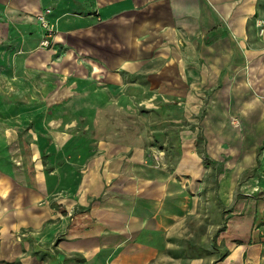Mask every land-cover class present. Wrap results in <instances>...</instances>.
<instances>
[{
    "label": "crops",
    "instance_id": "crops-1",
    "mask_svg": "<svg viewBox=\"0 0 264 264\" xmlns=\"http://www.w3.org/2000/svg\"><path fill=\"white\" fill-rule=\"evenodd\" d=\"M151 90L207 96L213 193L196 140H178L169 166L146 133L131 137L133 110L170 108L148 107ZM0 95L27 96L12 110L91 111L96 128L69 135L61 116L30 132L26 162L6 154L0 264H264V0H0Z\"/></svg>",
    "mask_w": 264,
    "mask_h": 264
},
{
    "label": "rangeland",
    "instance_id": "rangeland-1",
    "mask_svg": "<svg viewBox=\"0 0 264 264\" xmlns=\"http://www.w3.org/2000/svg\"><path fill=\"white\" fill-rule=\"evenodd\" d=\"M152 79L148 82V88H150V83L153 80L155 81V79ZM137 81L141 82L142 85L146 83V80L142 79L139 81V78H137ZM42 97L43 96L39 95L40 101L43 102ZM53 97L54 96H51V99H53ZM163 98L166 99H162L161 96L157 97L151 90L149 91L148 96H146L145 98V103L148 104V107L151 106V103L152 106L155 102L163 103L170 107L169 109L166 108V110H161L143 107L141 110L136 109L131 112L130 121L137 125V127L133 126V128L131 129V137L134 138L135 135L141 136V133H146V140H149V142L147 143L149 149L153 150V153L164 151V160L169 166H172L178 160V140H180V142L188 141L189 139L196 140L195 143L197 145L199 156L203 159L204 163H208L209 167L211 168L210 178L212 183L214 184V190L212 191L213 193L217 190V184L215 185V183H217L220 168L217 169V165L211 163V160L205 157V140L201 131V121L203 120L206 113L204 105L207 102V96H188L187 94H180V96L173 95V97H171V95H164ZM136 99H139V97L136 96ZM23 102H27V96L18 95L14 98H11V96L8 95H0V163L7 162L6 154L10 155V151L13 152L11 154L15 155L14 157L10 155L13 165H20L17 160V158H19L20 156V151L25 153L26 162V153H31V135L34 134L36 137H41L48 134V123L54 122V120L58 121L61 116H63L61 118L66 122V125L57 127V129L63 130L69 135L72 134L73 136H81V138L83 136L85 138L84 140H87V137L90 138L89 136L95 134L96 128L90 125L91 121L89 122V118H92L94 114L91 111L87 112V115L82 118L81 116H77L76 114L79 112H76L74 110L59 111V109L50 108V110L47 109L45 111H41L36 108L35 111H23L19 109L12 110L10 108L13 107L11 106L12 104L14 106L16 105V107L18 108L19 106L24 105ZM66 102L67 101H60L59 103L63 106L66 104ZM4 103H8V106ZM171 106H176V108L171 109ZM31 113H33L34 115H32ZM119 117L123 118V116ZM126 118H128L127 115ZM21 119L24 121V126H20L18 128L12 126L13 120H16L14 122L19 123V120ZM28 119H30L29 123ZM39 123L45 125H35ZM139 131L140 133H137ZM12 135L16 136L17 140L15 139V141L9 142ZM2 139H6L7 141ZM136 140L138 141V139ZM134 142L137 143L136 141ZM84 144L85 146H89V148H91V142H85ZM230 145L232 147L233 143L228 144V146ZM74 146V144H69V147ZM153 158H155V156ZM151 161L153 162V164L156 162L159 163L157 159H153ZM223 167L225 168V164H223ZM252 177V171H245L240 177L239 186L241 187L242 184L248 183L249 185L250 183H252ZM240 187L238 189V192L241 191ZM197 230L200 231V233H203V230L199 228L198 224Z\"/></svg>",
    "mask_w": 264,
    "mask_h": 264
},
{
    "label": "built area",
    "instance_id": "built-area-1",
    "mask_svg": "<svg viewBox=\"0 0 264 264\" xmlns=\"http://www.w3.org/2000/svg\"><path fill=\"white\" fill-rule=\"evenodd\" d=\"M49 13H50V10L48 9L45 11V13L40 14L38 16L39 22L42 24L43 27L46 28V35L44 36V39L41 42V46L44 48H50L51 38H52V35L55 31V25L50 23L46 18V15Z\"/></svg>",
    "mask_w": 264,
    "mask_h": 264
},
{
    "label": "bare ground",
    "instance_id": "bare-ground-1",
    "mask_svg": "<svg viewBox=\"0 0 264 264\" xmlns=\"http://www.w3.org/2000/svg\"><path fill=\"white\" fill-rule=\"evenodd\" d=\"M62 3H63V2H62ZM50 13H51V12H50ZM229 79H230V78H229ZM228 81H229V80H228ZM229 89H230V88H229ZM237 102H238V101H236V103H237ZM234 105H235V104H234ZM233 109H234V108H233ZM235 109H236V108H235ZM230 111H231V110H230ZM224 125H225V124H224ZM234 126H235V125H234ZM223 127H224V126H223ZM246 127H247V126H246ZM213 128H214V127H213ZM215 129H216V128H215ZM209 130H210V129H209ZM217 130H218V128H217ZM226 131H227V130H226ZM228 131H229V130H228ZM228 131H227V132H228ZM219 132H220V131H219ZM219 132H218V133H219ZM222 132H223V130H222ZM231 132H232V131H231ZM212 133H213V132H212ZM236 133H237V132H236ZM241 133H242V132H241ZM224 134H225V133H224ZM228 134H229V133H228ZM209 135L213 136V135L210 134V133H209ZM219 135H220V134H219ZM214 137H215V134H214ZM214 137H213V138H214ZM240 137H241V135H240ZM210 138H211V137H210ZM232 138L235 139L236 137H232ZM253 138H254V137H253ZM80 139H81V138H80ZM235 140H236V139H235ZM235 140H234V141H235ZM253 140H254V139H253ZM219 141H220V140H219ZM232 141H233V140H232ZM247 141H248V139H247ZM238 142H239V141H238ZM249 142H250V141H249ZM210 143H211V142H210ZM240 143H242V142H240ZM245 143H246V142H245ZM218 144H219V143H218ZM77 145H78V144H77ZM236 145H237V144H236ZM236 145H235V146H236ZM246 145H247V144H246ZM75 146H76V145H75ZM230 146H231V145H230ZM244 146H245V145H244ZM252 146H253V143H252ZM77 147H78V146H77ZM84 147H85V146H84ZM217 147H218V146H217ZM225 147H226V145H225ZM233 147H234V146H233ZM236 147H237V146H236ZM248 147H249V146H248ZM248 147H246V148H248ZM72 148H73V147H72ZM80 148H81V147H80ZM231 148H232V147H231ZM233 149H234V148H233ZM249 149H250V148H249ZM84 150H85V149H84ZM222 150H223V149H222ZM230 150H231V149H230ZM244 150H245V149H244ZM247 150H248V149H247ZM247 150H245V151H247ZM233 151H234V150H233ZM239 151H240V150H239ZM220 152H221V151H220ZM220 152H219V153H220ZM236 152H237V151H236ZM236 152H235V153H236ZM71 153H72V152H71ZM246 153H247V152H246ZM248 153H249V151H248ZM248 153H247V154H248ZM72 154H73V153H72ZM233 154H234V153H233ZM236 154H237V153H236ZM247 154H246V156H247ZM250 154H251V153H250ZM234 155H235V154H234ZM244 155H245V154H243V157H244ZM243 157H242V158H243ZM237 158H238V157H237ZM233 160H234V159H233ZM230 161H232V160H230ZM238 161H239V160H238ZM234 162H235V161H234ZM240 162H241V161H240ZM235 163H236V162H235ZM237 165H238V164H237ZM68 166H69V165H68ZM232 167H233V166H232Z\"/></svg>",
    "mask_w": 264,
    "mask_h": 264
}]
</instances>
